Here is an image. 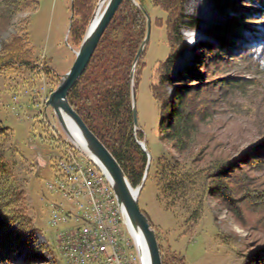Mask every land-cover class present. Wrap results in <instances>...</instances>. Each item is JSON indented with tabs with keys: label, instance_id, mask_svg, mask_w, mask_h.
I'll return each mask as SVG.
<instances>
[{
	"label": "rangeland",
	"instance_id": "1",
	"mask_svg": "<svg viewBox=\"0 0 264 264\" xmlns=\"http://www.w3.org/2000/svg\"><path fill=\"white\" fill-rule=\"evenodd\" d=\"M144 1L151 27L135 93L138 126L134 129L143 131V139L137 141L145 142L151 158L149 175L137 197L139 208L152 222L161 258L168 262L178 264L182 257L184 264H259L264 250V157L258 159L262 154L257 145L264 139V46L260 50L231 43L225 53L217 54L221 50L207 51L200 43L213 41L212 34L228 36L227 31L230 36L253 32L264 40V3L186 0L185 22H197L195 27L182 28L186 46L174 61L172 74L200 58L195 65L202 80L193 83L201 90L197 107L203 115L188 147L176 150L170 141L158 137V102L150 90L156 68L170 49L165 26L154 22L156 17L164 18L165 12ZM72 11V0H38L33 8L0 13V47L15 34H26L31 52L27 64H0V127L8 129L4 152L25 191V212L30 219L22 238L25 244L16 237L8 244L13 246L6 253L8 264H68L60 251V233L81 225L77 215L82 208L64 195L56 180L62 174L57 159L64 145L72 144L52 108L45 105L72 65L92 16L81 39L72 41ZM234 17L235 26L231 24ZM165 89L168 94L172 91L170 86ZM160 155L173 156L185 168L223 165L220 179L209 176L205 181L211 187L223 186L225 196L207 190L197 194L203 214L192 226L184 223L188 209L180 204L168 209L158 197L155 167ZM52 211H56L57 223L52 222ZM18 227L13 223L8 231L17 234ZM37 256L38 262L33 260Z\"/></svg>",
	"mask_w": 264,
	"mask_h": 264
},
{
	"label": "trees",
	"instance_id": "2",
	"mask_svg": "<svg viewBox=\"0 0 264 264\" xmlns=\"http://www.w3.org/2000/svg\"><path fill=\"white\" fill-rule=\"evenodd\" d=\"M72 1L74 16L69 36L72 41H79L96 0ZM137 1L143 7L146 6L144 0ZM147 2L160 7L165 12L164 18L156 17L154 22L165 26L170 48L166 58L158 64L154 82L150 85L152 96L157 100L159 108L158 137L161 140L170 141L172 148L176 150H185L197 130L198 119L203 115L197 107V98L201 90L197 84L193 83L202 80L195 65L200 58L196 57L174 75L172 69L174 61L186 46L181 33L182 28L195 27L197 20L185 22L186 0H147ZM262 2L264 3V0ZM37 3L38 0H1L0 13L4 10L10 13L33 8ZM236 18L231 20L234 26L237 23ZM145 31L146 18L141 9L131 0H123L103 32L84 72L67 95L72 108L118 161L132 187L140 183L147 164V155L137 142V139H143V131L139 128L134 129L130 80L131 65L145 36ZM235 31L242 32L239 29ZM226 33L229 35L222 37L212 34L213 41L201 42L202 48L207 51L218 48L221 51L217 54H223L231 48V43H236L238 47L244 44L247 47L255 46L260 50L264 46V40L256 37L258 35L255 36L253 32L249 33L250 35L234 33L235 35L231 36L228 31ZM26 36V34H15L1 43V66L9 65V61L27 64L31 52ZM144 50L136 63L134 72L135 93L145 65L142 58ZM259 58L263 60V56ZM169 86L172 88L170 94L165 89ZM7 136V127H0V264L9 262L7 259L9 256L6 253H9L13 247L8 245L12 239L16 237L15 240L18 243L25 244L22 238L30 224V219L25 212V191L20 187L13 166L5 156ZM257 146H259L257 148L259 153L262 154L258 158L260 159L264 157V149H262L264 139ZM149 171L150 164L146 178ZM223 174V165H210L208 169H194L190 166L185 168L173 156L160 155L156 158L155 167L158 197L168 209L176 208L178 204L188 209L184 223L192 226L201 219L203 214L202 200L196 196L197 194L205 193L206 190L219 194L222 188L226 193L223 186H208L205 178L211 176L214 179H220ZM225 193L222 192V195L225 196ZM143 213L146 214L144 211ZM13 223L19 224L17 234L15 231H8L9 225ZM150 224L153 226L151 221ZM262 254V257L259 256V264H264V250ZM173 258L177 260L176 257ZM33 260L38 262L40 259L37 256ZM177 261L178 264H184L182 257H179ZM161 262L174 264L163 257Z\"/></svg>",
	"mask_w": 264,
	"mask_h": 264
},
{
	"label": "water",
	"instance_id": "3",
	"mask_svg": "<svg viewBox=\"0 0 264 264\" xmlns=\"http://www.w3.org/2000/svg\"><path fill=\"white\" fill-rule=\"evenodd\" d=\"M103 0H98L92 16L89 20L86 31L81 40L79 49L75 52V58L69 70L65 72L59 80L56 88L50 92L45 105L50 106L53 113L63 130L65 137L78 151L84 154L92 162L101 167L109 175L112 189L117 199L119 210L122 214L123 220L127 219L131 227L137 231L142 237L146 253L148 256L149 264H162L159 244L157 241L156 233L150 224L148 217L141 211L138 205V198L132 192L131 184L126 177L122 167L115 159L113 154L108 148L100 141V139L88 128L79 114L70 105L67 95L73 85L77 82L79 77L84 72L90 58L97 47L100 38L108 26L110 20L117 11L119 5L123 0H107L99 17L91 24L97 7ZM137 5L146 18V31L144 39L142 40L131 65L130 80L132 91V117L135 128H137V113L135 107V87H134V71L136 63L142 54L150 37L151 18L142 4L136 0H132ZM73 16V11L71 17ZM91 25V26H90ZM66 118L76 128L79 136L74 137L70 130ZM142 150L147 155V165L140 183L137 185V194H139L144 180L147 175L148 163L151 158L146 149L145 142L137 141ZM38 161H36L37 163ZM141 264H144L142 257V248L136 245Z\"/></svg>",
	"mask_w": 264,
	"mask_h": 264
},
{
	"label": "built area",
	"instance_id": "4",
	"mask_svg": "<svg viewBox=\"0 0 264 264\" xmlns=\"http://www.w3.org/2000/svg\"><path fill=\"white\" fill-rule=\"evenodd\" d=\"M64 146L56 164L62 174L56 180L64 195L82 208L77 215L81 225L60 233V251L65 261L141 264L107 175L74 146ZM52 213V222L57 223L56 211Z\"/></svg>",
	"mask_w": 264,
	"mask_h": 264
},
{
	"label": "bare ground",
	"instance_id": "5",
	"mask_svg": "<svg viewBox=\"0 0 264 264\" xmlns=\"http://www.w3.org/2000/svg\"><path fill=\"white\" fill-rule=\"evenodd\" d=\"M106 2H107V0H103L100 4H99V6L97 7V9H96V12H95V16H94V19H93V21H92V23L91 24H94V22L97 20V18L99 17V15H100V13H101V7H102V5H103V7L105 6V4H106ZM103 7H102V9H103ZM91 26V25H90ZM66 121H67V124H68V126H69V128H70V130L72 131V133H73V135H74V137H77L78 138V136H79V134H78V132H77V130H76V128H74V126L72 125V123L66 118ZM84 155V154H83ZM85 156V155H84ZM86 157V156H85ZM87 158V157H86ZM89 159V158H88ZM90 160V159H89ZM91 161V160H90ZM92 162V161H91ZM94 163V162H93ZM97 165V164H96ZM98 166H100L101 167V165H98ZM101 169H102V171L107 175V177H108V179H109V175L107 174V172L101 167ZM110 180V179H109ZM131 188H132V186H131ZM132 192L134 193V195L135 196H137L138 197V194H137V187L134 189V188H132ZM125 225H126V227L128 228V230H129V233H130V235L132 236V238H133V240H134V242H135V246L136 245H139L141 248H142V257H143V259H144V264H149V260H148V256H147V253H146V247H145V243H144V241H143V239H142V237L140 236V234L137 232V231H135L132 227H131V225H130V223L127 221V219L125 220ZM136 249H137V247H136ZM137 252H138V250H137ZM139 254V253H138ZM139 259H140V257H139ZM141 261V260H140Z\"/></svg>",
	"mask_w": 264,
	"mask_h": 264
}]
</instances>
